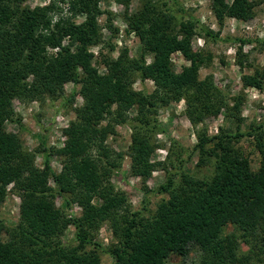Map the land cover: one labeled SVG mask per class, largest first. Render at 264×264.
Returning a JSON list of instances; mask_svg holds the SVG:
<instances>
[{"label": "trees", "instance_id": "obj_1", "mask_svg": "<svg viewBox=\"0 0 264 264\" xmlns=\"http://www.w3.org/2000/svg\"><path fill=\"white\" fill-rule=\"evenodd\" d=\"M98 1L71 0L70 15L53 20L54 1L30 7L26 0H0V208L8 186L15 184L26 228L8 231L0 220V264H43L33 255L46 254L51 261L56 252L61 259L53 264H98L97 254L84 249L101 247L94 231L103 222H109L121 238L112 249L113 264H174L169 261L171 255L185 257L194 246L219 258L223 253L228 264H243V258H235L236 242L264 225V129L257 125L235 133L198 134L191 153L197 151L203 163L214 157V174L199 179L164 167L165 180L154 191L167 194V199L158 203L150 217L131 212L124 194L110 180L121 154L104 141L115 133V125L135 110L129 145L131 173L144 183L157 165L151 156L155 136L163 131L156 118L158 107L184 97L187 117L195 124L206 115H217L228 104L211 78L199 79L203 58L191 46L198 20H177L151 0L126 19L143 52L152 54V61L120 54L106 60V71L100 73L91 51L102 39ZM213 9L219 19L253 16L249 0H213ZM78 17L82 20L77 21ZM175 51L190 62L179 73L170 61ZM136 77L151 79L155 91H136L132 86ZM67 83L78 86L68 100L79 94L83 104L77 110L78 121L64 129L66 141L57 152L65 160L57 173L44 141L38 148L43 157L39 167L35 152L26 151L17 135L4 129V123L11 120L22 125L20 119L12 120L13 100L57 99L64 96ZM243 84L263 89L264 67L245 74ZM239 105L235 102L231 109L239 113ZM105 118L108 121L100 124ZM243 136L254 139L260 154L256 170L233 146ZM211 142H216L217 152L209 147ZM93 147L97 156L92 155ZM54 192L65 197L66 204L77 203L80 215L66 218L55 205ZM228 224L241 235L220 237ZM67 225L74 227L77 242L69 249L59 241L52 243ZM31 238L38 246L28 251Z\"/></svg>", "mask_w": 264, "mask_h": 264}, {"label": "rangeland", "instance_id": "obj_2", "mask_svg": "<svg viewBox=\"0 0 264 264\" xmlns=\"http://www.w3.org/2000/svg\"><path fill=\"white\" fill-rule=\"evenodd\" d=\"M50 1L55 2L53 20L70 15L68 3L71 0H26L25 3L35 7L45 6ZM144 1L146 0L98 1L101 11L97 15V21L102 39L98 46L91 48V51L94 54L93 64L100 73L106 71V60L115 59L120 54L146 63L152 61V54L143 52L140 39L129 29L126 19V16L141 7ZM151 1L160 9L170 11L177 20L191 17L198 20L191 46L193 51L200 53L203 58L198 69L199 79L211 78L230 109L222 107L217 115H206L199 123L193 124L187 117V103L184 97L158 107L156 118L163 131L155 136L156 148L151 156V161L157 165L144 183L141 178L131 173L129 145L131 126L135 123V110H129L126 121L115 125V133L109 134L104 141L108 148L121 154L119 164L114 167L110 180L115 189L124 194L129 210L138 211L143 217L152 216L158 203L168 197L167 194L154 191L165 180L164 167L176 174L183 171L199 179L210 178L214 174V157L203 163L200 162L197 151L191 153L192 147L197 143L198 134L204 132L212 136L221 131L235 133L238 129L248 131L257 125H261L264 129V88L257 89L243 84L245 74H251L264 67V0H249L253 6V16L248 20L234 17L219 19L213 9V0ZM231 1L225 0L226 3ZM76 20L80 21L82 18L78 17ZM170 61L175 73L181 72L183 67L190 63L180 51L171 53ZM132 86L136 91L147 94L156 89L154 82L148 78L136 77ZM74 89H78V86L67 83L64 87V96L57 99L45 98L41 101L15 99L12 102V120L20 119L22 125L18 126L11 120L4 123V129L16 134L26 151L35 152V162L39 167L42 165L43 157L38 148L40 142L44 141L50 164L57 173L62 170L65 160L64 156L57 152L64 147L66 141L64 129L78 121L77 110L83 104V98L79 94L74 100H68ZM235 102H240L239 113L231 109ZM107 121L108 119L105 118L100 124H105ZM233 146L248 158L252 169L256 170L259 167L260 154L252 137L243 136L233 141ZM209 147L215 148V152L218 151L216 142H211ZM92 155L97 156L96 147L92 148ZM49 186L54 188L52 180H49ZM54 194L55 205L66 218L80 215L81 207L77 203L66 204L65 197L55 192ZM0 220L8 231L16 232L25 228L20 210V196L15 184L8 186L5 201L0 208ZM240 232L228 224L223 228L220 237H226L228 234L240 236ZM4 236L7 235L4 233ZM262 236H264V225L258 226L245 237L249 243L243 241L245 239L241 236L242 240L236 242L235 258H243V264H264ZM94 239L101 247L87 246L84 250L97 254L98 264H113L112 249L119 246L121 241L119 234L114 233L109 222H103L94 231ZM31 241L27 246L28 251L33 246H38L33 239ZM56 241L61 242V245L67 249L75 247L77 242L74 227L67 225L58 237L53 238L52 243H57ZM50 257L51 261H47L46 254L33 255L34 260H40L43 264H53L61 259V255L57 252ZM219 257L220 255L215 256L199 246H194L187 256L171 255L169 261L174 264H228L229 259L223 253L222 257Z\"/></svg>", "mask_w": 264, "mask_h": 264}]
</instances>
